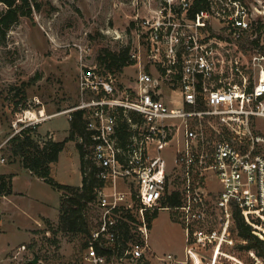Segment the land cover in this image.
Returning <instances> with one entry per match:
<instances>
[{
	"label": "built area",
	"instance_id": "2783aa9c",
	"mask_svg": "<svg viewBox=\"0 0 264 264\" xmlns=\"http://www.w3.org/2000/svg\"><path fill=\"white\" fill-rule=\"evenodd\" d=\"M120 4L129 18L123 33L132 39L133 79L118 86L110 72L82 66V101L52 114L44 108L24 110L13 135L56 114L69 113L71 119L73 111H85L90 158L100 184L93 203L97 223L84 264L146 260L149 211L161 208L180 210L188 254L213 239L219 250L224 242L234 243L226 235L233 202L264 218V51L252 56L253 79H236L234 58L239 42L256 37L258 24H264V0ZM178 177L183 203L165 206ZM212 181L220 188H211ZM212 197L225 212L220 235L201 231L190 238L193 222L207 219ZM125 221L138 237L125 239ZM34 257L23 264H37ZM159 260L184 259L168 253Z\"/></svg>",
	"mask_w": 264,
	"mask_h": 264
},
{
	"label": "rangeland",
	"instance_id": "374dc122",
	"mask_svg": "<svg viewBox=\"0 0 264 264\" xmlns=\"http://www.w3.org/2000/svg\"><path fill=\"white\" fill-rule=\"evenodd\" d=\"M32 4V14L21 16L6 36L0 38V169L22 167L17 185L30 186V196L24 199V203L36 212L29 216L31 221L26 232L20 224L17 227L22 230L15 229V223L22 219L20 212L12 214L10 208L0 209V264H23L36 254L40 259L37 264H84L83 254L88 247L89 234L60 229V191L24 169L19 157L10 156L9 139L14 136V123L24 110L44 108L45 114H52L82 101L78 79L80 68L96 65L104 72L105 67L98 58L103 49L118 51L131 46L129 34L123 33L129 18L120 8V0H32ZM3 6L0 4L1 8ZM245 42H239L234 53L238 60L237 80L244 76L253 79L256 71L252 56L257 51H264L263 36L253 49ZM229 59L227 56V62ZM134 71V67L128 64L122 71L110 73L121 86L133 79ZM69 121V113L56 114L39 122L33 135L36 138L37 134H49L62 140L69 134ZM69 141H72L74 155L64 158L63 154L54 165V174L66 182L79 183V154L74 145L77 146L80 139ZM167 156L172 162V155ZM1 158L5 161L2 162ZM175 180L170 184V190L183 189L182 179ZM210 187L219 189L220 183L212 181ZM34 196L47 201L44 208L32 202ZM37 210L46 211V215L38 216ZM96 212L94 206L89 211L91 231L96 228ZM150 212L152 210L149 211L151 216L153 212ZM225 219L224 210L212 197L208 201L207 219L193 222L190 238L194 239L201 231L211 237L220 235ZM149 227L146 260H115L114 264H264V257L255 249L241 246L245 240L237 233L233 215L226 235L234 243L224 242L217 250V241L213 239L212 243L195 247L197 253L193 254L187 251L190 245L186 241V224L180 210L159 209ZM168 253L184 259L183 263L159 260Z\"/></svg>",
	"mask_w": 264,
	"mask_h": 264
},
{
	"label": "trees",
	"instance_id": "16d2710c",
	"mask_svg": "<svg viewBox=\"0 0 264 264\" xmlns=\"http://www.w3.org/2000/svg\"><path fill=\"white\" fill-rule=\"evenodd\" d=\"M34 1V0H33ZM0 38H4L7 32L19 21L23 15H31L33 12L32 0H0ZM258 35L246 41L251 49L259 45L262 36L264 38V24L259 23ZM245 47V44L243 45ZM130 46H124L118 51L105 48L99 53V62L105 67V73L122 71L130 64ZM103 71V70H102ZM37 125L27 127L20 133L9 139L8 151L12 158H20L22 166L44 181L51 184L61 192V204L59 214V227L70 233H83L90 235L89 211L93 208L96 199V187L100 184L96 175V167L90 158V133L86 128V115L83 109L72 112L69 121V134L62 140L55 139L52 135H33L37 131ZM123 135V132H122ZM80 154V169L82 173V184H65L56 180L51 174V164L58 161L60 152L69 140H75ZM38 139H43L40 142ZM13 173L0 174V195L10 194L12 190ZM183 203L182 192L177 189L171 191L165 206H178ZM233 222L238 235L245 240L241 246L253 248L258 255L264 257V218L255 217L247 213L242 207L233 202ZM158 215L154 210L148 216L149 225ZM123 235L126 240L138 237L129 222L122 223ZM110 253V252H109Z\"/></svg>",
	"mask_w": 264,
	"mask_h": 264
},
{
	"label": "crops",
	"instance_id": "0c3cea01",
	"mask_svg": "<svg viewBox=\"0 0 264 264\" xmlns=\"http://www.w3.org/2000/svg\"><path fill=\"white\" fill-rule=\"evenodd\" d=\"M40 127H41V125H40ZM71 143H72V141H68L66 143L64 149L60 152L58 161L53 162L51 164V174L56 180H58L61 183L81 185L82 184V173H81V181L79 183L66 182L63 179L57 178L56 174H54V165H56V163H58L60 161V159L62 158L63 154L65 156L64 158H71L74 155L73 146L70 145ZM74 148L77 150V152L79 154V151H78V148H77L76 145H74ZM12 166H13V164H12ZM21 168L22 167H20V168L9 167V168H6V169H0V174L1 173H5V174L13 173V177H12V190H13V192L10 193V194H1L0 195V209H3V208H7L8 209V208H10V209H12V212H13L12 214H14L15 212H20V215H22V217H21L22 219H21L20 222L15 223V225H16L15 229H17V231L18 230H22V229H19L17 227V224H20L21 226H23L24 230L29 228L28 225H29V222L31 221L29 216L35 215V212H36V210H33L32 207H30V206H28L27 204L24 203V199H28V197L30 196L29 195L30 194L29 193V189H28L29 185L27 184L26 185L27 187H24V188L17 185L18 175H19L18 173L21 170ZM23 168L27 169L25 167H23ZM79 168H80V154H79ZM28 171L30 173H32L31 170L28 169ZM80 172H81V169H80ZM35 176L40 178V179H42V180H44L43 178H41V177H39L37 175H35ZM30 183H32V181ZM31 200H32L33 203H39L42 206V208H44L45 204L47 203L46 200H43V199H41V198H39L37 196H34L33 198H31ZM31 211H33L34 213H31ZM45 212L46 211H44V210H42V211L37 210L38 216L46 215ZM13 216H15V215H13ZM34 219H35V217H34ZM14 243L15 242H13V244ZM8 247H9V245H8Z\"/></svg>",
	"mask_w": 264,
	"mask_h": 264
},
{
	"label": "water",
	"instance_id": "95a60500",
	"mask_svg": "<svg viewBox=\"0 0 264 264\" xmlns=\"http://www.w3.org/2000/svg\"><path fill=\"white\" fill-rule=\"evenodd\" d=\"M31 261L34 263H38L39 261L38 255L36 254L35 257Z\"/></svg>",
	"mask_w": 264,
	"mask_h": 264
}]
</instances>
